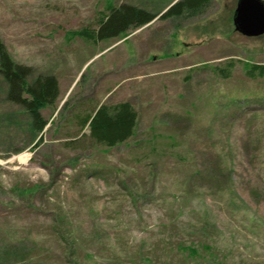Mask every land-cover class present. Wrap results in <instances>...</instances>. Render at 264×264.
Wrapping results in <instances>:
<instances>
[{
	"label": "rangeland",
	"instance_id": "rangeland-1",
	"mask_svg": "<svg viewBox=\"0 0 264 264\" xmlns=\"http://www.w3.org/2000/svg\"><path fill=\"white\" fill-rule=\"evenodd\" d=\"M177 1L0 0L12 60L59 83L35 147L0 76V264H264V77L246 74L264 65V35L234 30L238 0L159 19ZM108 4L158 17L102 42L69 38ZM124 101L132 138L81 137L79 116Z\"/></svg>",
	"mask_w": 264,
	"mask_h": 264
},
{
	"label": "trees",
	"instance_id": "trees-1",
	"mask_svg": "<svg viewBox=\"0 0 264 264\" xmlns=\"http://www.w3.org/2000/svg\"><path fill=\"white\" fill-rule=\"evenodd\" d=\"M210 0H178L159 16V19L193 17L203 13ZM107 14L97 21L96 29H81L68 32L69 38H81L90 42H102L124 35L132 27H142L151 23L157 14L133 5L106 6ZM216 68L222 77H229V68ZM246 74L250 78L264 77V65L246 64ZM0 76L7 85V100L20 106L30 119V129L38 138L35 147L42 142V133L49 121L43 111L53 109L59 96V83L53 75L33 76L30 67L15 63L0 39ZM72 109H69L72 111ZM60 115V119H61ZM77 117V116H76ZM137 113L128 101L116 104H99L79 116L77 123L81 137H88L96 145L107 148L119 146L133 137L137 125ZM63 121V119L61 120ZM88 130V135L84 130ZM190 254L192 248H182Z\"/></svg>",
	"mask_w": 264,
	"mask_h": 264
},
{
	"label": "water",
	"instance_id": "water-1",
	"mask_svg": "<svg viewBox=\"0 0 264 264\" xmlns=\"http://www.w3.org/2000/svg\"><path fill=\"white\" fill-rule=\"evenodd\" d=\"M232 23L234 30L244 37L255 38L264 35V2L238 0Z\"/></svg>",
	"mask_w": 264,
	"mask_h": 264
}]
</instances>
